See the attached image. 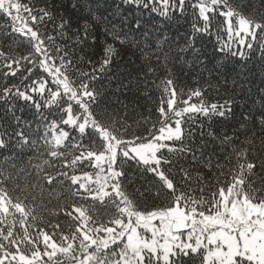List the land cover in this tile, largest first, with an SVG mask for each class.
<instances>
[{
	"label": "trees",
	"instance_id": "16d2710c",
	"mask_svg": "<svg viewBox=\"0 0 264 264\" xmlns=\"http://www.w3.org/2000/svg\"><path fill=\"white\" fill-rule=\"evenodd\" d=\"M228 13L257 25L251 49L231 44ZM261 47L264 0H0V264H70L87 245L121 264L124 241L105 240L125 209L210 213L229 190L264 204ZM178 122L156 162L96 161L107 139L123 149Z\"/></svg>",
	"mask_w": 264,
	"mask_h": 264
},
{
	"label": "rangeland",
	"instance_id": "374dc122",
	"mask_svg": "<svg viewBox=\"0 0 264 264\" xmlns=\"http://www.w3.org/2000/svg\"><path fill=\"white\" fill-rule=\"evenodd\" d=\"M238 19L239 25L235 27L232 14L226 15L231 44L243 47L250 44L257 25L244 18ZM192 108L188 107L189 110ZM67 121L75 123L72 116ZM180 134L178 122L177 127L163 129L146 143L128 145L123 149L107 139V152L97 154L96 161L109 163L111 159L108 156H112L114 162L121 151L126 156L143 162H156L160 148L166 141L179 137ZM64 136L65 134H56V142H61ZM89 183L94 184L92 181ZM230 192L231 190L225 193L222 191L217 209L210 213H200L192 206L188 208L179 204L165 211L149 214H134L125 209L128 215L132 214L134 217H127L126 222L120 220L117 238H106L105 241H124L126 252L123 251L121 264H145L146 257L150 255L170 264L173 255L180 251L188 253L201 250L204 252L205 264H236L238 258L264 264V204L251 203L246 197L239 199ZM2 203L6 204L5 201ZM83 249L86 254L80 259V263L70 264H102L89 252L88 245Z\"/></svg>",
	"mask_w": 264,
	"mask_h": 264
},
{
	"label": "snow or ice",
	"instance_id": "6c2138e0",
	"mask_svg": "<svg viewBox=\"0 0 264 264\" xmlns=\"http://www.w3.org/2000/svg\"><path fill=\"white\" fill-rule=\"evenodd\" d=\"M204 34H207V32H205ZM248 47H249V49H251V45H247ZM218 50H220V51H223L224 49H223V46H220L219 44H218ZM259 51H260V54H261V56H264V47H261L260 49H259ZM242 55V54H241Z\"/></svg>",
	"mask_w": 264,
	"mask_h": 264
}]
</instances>
